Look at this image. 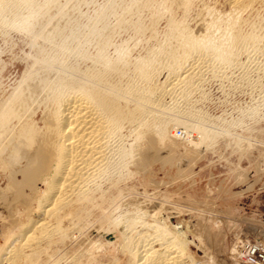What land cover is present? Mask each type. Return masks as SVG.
<instances>
[{
    "label": "bare ground",
    "instance_id": "1",
    "mask_svg": "<svg viewBox=\"0 0 264 264\" xmlns=\"http://www.w3.org/2000/svg\"><path fill=\"white\" fill-rule=\"evenodd\" d=\"M73 2L0 0V31L18 27L31 44L16 83L0 82V264H208L206 218L134 177L161 151L195 157L217 141L190 97L225 67L264 72V0L107 4L141 56L126 45L108 56V15L94 11L81 34ZM138 6L147 18L132 19Z\"/></svg>",
    "mask_w": 264,
    "mask_h": 264
},
{
    "label": "rangeland",
    "instance_id": "2",
    "mask_svg": "<svg viewBox=\"0 0 264 264\" xmlns=\"http://www.w3.org/2000/svg\"><path fill=\"white\" fill-rule=\"evenodd\" d=\"M74 1L77 3L79 1L73 19L75 25L77 23L83 28L81 34H84L83 30L88 28L82 26L83 23L87 22L86 24H88L90 22L89 19L92 18L94 11L100 15L104 13L106 16L108 15V18L101 15L103 21H106L107 18L104 24H108L107 27L113 32L110 31L113 34L112 43L106 49L108 56L116 55L114 49L121 45H126L133 56L142 55L141 44L134 43L135 36H137L134 33L136 30L132 26H130L131 28L128 27V30L127 27H120V29L119 25H115V14L112 11L109 12L107 8V4L112 5L113 2L121 8L122 6L119 5V2L120 4L123 3L121 0L113 2L112 0ZM124 1L127 6L129 0ZM75 2L73 3L76 5ZM126 6L123 7L126 8ZM105 9L108 10V14ZM143 10L147 9L143 7ZM143 10L142 7H139L138 10H135L138 13L134 10L131 11L133 13L130 12L131 17L133 15L132 19H137L140 16L147 18L145 16L147 13L144 15L143 12L145 11ZM138 14L141 15L138 16ZM161 25H164L163 22H160L159 26L162 27ZM17 28H10L11 30L5 28L6 30L0 31V64L2 65H0V82L2 81L3 85L16 83L22 74L24 65L22 62H25L23 58L27 56L28 51H31L29 47L31 44L27 42L26 36L23 37V33ZM3 31L5 34L8 31L6 36L2 33ZM155 43V40H151L152 45ZM250 56L248 63H255L263 57L261 54H251ZM241 59L245 60L243 55ZM249 69L246 70V77L242 79L243 68L225 67L221 69L222 72L220 71L219 74L216 73L213 77L208 76L206 80L204 79L205 83L202 82L204 83L202 85L204 94L202 96L199 93L196 95L193 93L190 97L196 108L201 112L203 111L202 113L206 112V121L204 120L202 123L203 121L200 120L199 122L205 126H210L211 130L219 131L215 139L217 141L210 142L208 147L203 148L201 146L199 151L202 154H198V151L195 157L194 154L191 156L183 154L181 149H177L176 152L171 150L173 155L161 151V159L154 160L150 164V171L145 172L150 177L145 173L140 175L142 177H134L152 178L154 182L160 185L158 191L161 189L162 191L166 190L169 194L173 193L165 201V203L167 202L166 205H173L174 203L173 206L180 209L193 211L196 215L193 222L196 223L198 217L206 218L207 226L211 229L208 234L204 235L208 248L207 252H211L208 253V264H246L239 257V248L248 242L264 244V72H258V74L254 68L252 71ZM193 100L197 101L193 102ZM182 105L181 109H184L185 107ZM174 127L172 131L175 132V139H185L187 136L185 126L176 125ZM189 131L191 136L198 134L193 128H189ZM168 153L170 157L165 158L166 161L163 160L162 158L168 156ZM144 186L140 185L142 188ZM151 187L153 186L146 185L145 189L149 190ZM109 237L112 238V235Z\"/></svg>",
    "mask_w": 264,
    "mask_h": 264
},
{
    "label": "built area",
    "instance_id": "3",
    "mask_svg": "<svg viewBox=\"0 0 264 264\" xmlns=\"http://www.w3.org/2000/svg\"><path fill=\"white\" fill-rule=\"evenodd\" d=\"M238 251L242 262L246 264H264V247L259 242H248L241 246Z\"/></svg>",
    "mask_w": 264,
    "mask_h": 264
}]
</instances>
